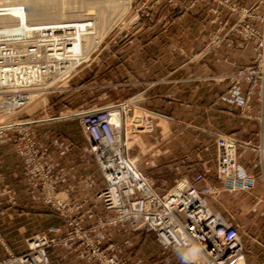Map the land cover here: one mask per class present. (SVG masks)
Instances as JSON below:
<instances>
[{
  "label": "built area",
  "instance_id": "obj_1",
  "mask_svg": "<svg viewBox=\"0 0 264 264\" xmlns=\"http://www.w3.org/2000/svg\"><path fill=\"white\" fill-rule=\"evenodd\" d=\"M195 1L189 0L190 5ZM212 1L225 8L233 20H223L208 46H217L227 34L253 43V61L230 76L227 90L239 94L245 82L247 88L240 105L249 108L254 97L260 105V122L264 123V0H257L250 7L232 0ZM212 12L217 15L219 9L212 8ZM225 26V34L219 36V29ZM89 28L88 23L61 21L37 26L36 35L0 37V135H16L20 153L29 160L42 202L66 225L65 232L52 227L50 233L28 236L21 252L4 248L0 264H50L49 248L66 240L75 241L80 254L94 256L98 264H137L108 254L107 250H114L113 244H101L91 236L92 232L113 224L129 230L151 231L160 251L173 255L181 264H246L238 227L213 211L205 199L221 188L233 191L253 186V177L239 172L238 142L232 136L215 138V176L220 186L211 185L206 178L207 170L202 168L178 176L160 192L125 151L122 116L126 101L81 105L63 117L77 121L85 139L83 155L91 156L104 186L95 194L88 210H83L84 202L71 201L57 189L63 172L46 167L45 150L34 143L29 132L30 126L42 118H32L28 113L24 118L19 115L33 100L66 89L67 82L85 61L69 33L83 34ZM152 114L144 110L141 116L146 132L155 127ZM245 144L261 153L258 146ZM2 178L0 174V182ZM3 200L16 203L15 192L5 183L0 187V208ZM97 205L103 208L100 214L94 212ZM86 218H91V222L85 224Z\"/></svg>",
  "mask_w": 264,
  "mask_h": 264
},
{
  "label": "crops",
  "instance_id": "obj_2",
  "mask_svg": "<svg viewBox=\"0 0 264 264\" xmlns=\"http://www.w3.org/2000/svg\"><path fill=\"white\" fill-rule=\"evenodd\" d=\"M232 1L250 7L257 0ZM185 3L186 0H177V5L170 8L165 6V0L158 4L163 7L153 11L157 23L144 30L156 32L157 35L146 45L155 41L159 43L157 40H162L161 35L167 33L171 36L173 46L198 51L216 28L217 22L213 19L215 16L219 20H233V16L225 8H221L217 15L212 12L216 4L211 0H198L188 9L183 8ZM166 16L174 21L165 25L163 20ZM164 48L167 49L168 45ZM253 52V44L229 34L218 47L200 56L192 64L180 58L178 62L167 55L156 59H141L140 73L139 70L126 72L132 84L150 78L158 80L151 86H134L124 94L134 96L141 105L161 115V126L166 121L169 123L171 135L161 139L158 145L163 156H168V160L173 161L172 165L179 166L181 172L192 174L199 168H204L207 170V181L218 185L215 177L216 134L230 135L240 142H258L264 125L252 117L241 115L238 97L226 92V80L224 83L217 82L220 75L249 64ZM156 62L162 72L157 75L148 74V66ZM68 94L49 96L47 104L40 110L42 120L32 124L29 132L34 143L45 150L43 161L46 167L63 172L57 184L60 193L72 201L84 202L83 208L88 209L91 208L95 194L103 188L104 180L93 159L90 157L85 160L83 156L85 139L77 121L53 116L55 110L65 107ZM257 111L258 104L252 100L251 112ZM151 143V139L147 138L146 144ZM237 161L239 172L253 177V186L247 190H239L236 194L238 202L244 200L249 204L238 211L239 218L236 219L244 244L245 263L264 264V164L257 162L256 154L245 143L238 144ZM0 174L2 182L16 196L14 205L3 204L0 210L1 240L13 252L25 249L23 238L29 232L50 233L52 227L65 231L64 220L42 202L41 191L35 185L29 160L20 153V142L13 133L0 135ZM227 195V198L232 197V194ZM221 199L225 201L224 195ZM206 202L211 206L217 204L216 198L206 197ZM94 212L102 213V206L97 205ZM94 237L105 244L111 242L116 256L137 261L138 264H153L157 242L151 231L133 232L124 226L113 224L104 231L95 233ZM75 246L74 241H65L50 247V264H97L95 258L80 254ZM4 255L0 246V256ZM172 263L176 264L175 260ZM160 264L165 263L161 261Z\"/></svg>",
  "mask_w": 264,
  "mask_h": 264
},
{
  "label": "rangeland",
  "instance_id": "obj_3",
  "mask_svg": "<svg viewBox=\"0 0 264 264\" xmlns=\"http://www.w3.org/2000/svg\"><path fill=\"white\" fill-rule=\"evenodd\" d=\"M39 1L41 2L38 7L41 9L42 12L40 15H38L37 20H35L34 24H32L31 22L30 24L27 25V29H28L27 31L30 32V36L38 34L37 26L42 24L55 23L61 21H76L85 24L88 23L90 24V28L88 30H85L83 34L78 32L69 33L74 37L75 47L80 51L81 57L85 61L80 65V69L78 70V72L74 74L71 77V79L67 82L66 89H64L62 92H54L48 95L47 97L43 96L33 100L32 103L25 108V112H22V114H20L19 117L22 118L27 117V113H28L30 114V116H32V118H41L42 114H40V110H42L43 105L47 104L49 96L54 94L69 93L68 94L69 97L66 100L65 107L61 108L60 110L58 108L57 110L54 111L55 114H53V116L55 115L61 117L64 116L65 114H68L71 110L81 105H88V104L106 105L116 101L117 102L126 101L123 104L124 112L122 116V126H123L122 140L126 147L125 148L126 153L133 161H135L137 168L150 181L154 183V185L157 187V190L160 192H163V190L170 187L174 179L177 178L178 176L182 174H188L185 172H181L179 166L174 164L172 165L173 161L172 160L169 161L168 159L170 158L168 156L164 157L162 150L159 149L160 146L158 145V142L161 141V139H166L171 135L169 123H167L166 121L161 126L160 124L162 123L163 120L162 117H160L161 115H159L154 110H151L141 105L138 101H136L137 98H135L134 96H129L124 94L126 93L127 90H132L134 86L137 85L151 86L153 84H156L158 80L156 78L154 79L150 78L148 80H143V81L138 80L135 81L136 82L135 84H132V80H129V77L126 76V72L132 73L134 71L139 70L140 68L142 69V66L140 65L141 59H145V60L156 59L157 57L161 56L162 58V56L164 57L167 55L172 57V59L177 60L178 62H179L178 59L180 58L182 60H185L186 63H191V64L194 63L196 60H198L200 56H203L207 52H210L214 48L218 47L221 41L223 40V38L229 35V34L225 35L217 46L214 47L208 46V44L212 42V37L213 35H215L214 33L216 32V28L221 25L223 20L222 19L219 20L217 19V17L213 18L217 22L216 28L209 36L203 48L196 51L193 49L187 50L184 48H178L176 46H173L170 42L171 36L170 34L167 33H163L161 35L162 40L159 39L157 40L159 43L155 41L154 43H150L149 44L150 46L146 45L150 40H152V38H154L157 35V33L151 31L144 32V30L145 28L153 26L157 23L156 22L157 18L154 15L153 11L156 10V8L158 7L162 8L163 6L158 4L164 0H39ZM197 1H195V3ZM214 3L216 4V7L219 9L220 12L221 8L223 7L219 6L216 2ZM175 5H177V0H165L166 7L170 8ZM193 5H190L189 0H186V3L184 4L183 8L188 9ZM90 11H92V14H89ZM160 19L162 18L160 17ZM163 21L165 25H168L171 24L174 21V19L166 16L164 17ZM223 29L224 31L222 32ZM226 30H227V26L223 28L221 27L218 32L219 36L225 34ZM95 40L97 43H95ZM247 43L253 44L252 42H247ZM166 45H168L167 49L164 48L166 47ZM254 52L251 62L253 61L255 55ZM247 65L238 67L231 73L220 75V79L218 78L219 80L217 82L224 83V80H226V84L228 87L230 83L229 80L230 76L233 75L236 71H238V69L245 67ZM159 67L160 66L157 65V62L153 65L148 66V72H149L148 74L157 75L159 72H162L161 68ZM140 72L141 70H139V73ZM246 88H247V84L245 82H242L241 84L242 92H240L239 94L232 93L228 91L227 88H226V92L229 95H236L238 97V109L241 115L252 117L258 122H260V118H259L260 105L254 97H252L249 101V108H244L240 105L239 100L243 96V93ZM252 100H255L258 104L257 113L251 112ZM144 110H148L153 113L152 115H153V121L155 127L151 132H146L142 128L141 116L144 114ZM56 111L59 112L56 113ZM260 124L264 125V123L261 122ZM218 135H226V134H216L215 138ZM146 137L151 139L152 141L151 144L149 145L146 144L147 141ZM215 138H214V142H215ZM237 142H238L237 147L238 144L240 143L251 144L250 140H246L245 142H240L239 140H237ZM251 145L258 146L261 149V153L259 154L256 153L251 148L254 154H256L257 156V162L260 164H264V130L261 129V134L258 137V142ZM215 153H216V147H215ZM83 156L85 160H88L91 157L87 154H84ZM236 160H237V150H236ZM200 169L202 168H199L198 170ZM2 184L3 182H0V187L2 186ZM213 186H220V183L218 182V185H213ZM240 190H247V189H240ZM237 191L239 190L228 191L221 188V190H218L206 196L210 198H216L217 204H215V206H211L208 203L209 207L213 211L219 212L226 220H228L230 223H232L235 226H237L236 219L239 218L238 211H241L242 207H246L249 205L248 201L244 202V200H241V202H238V199L236 198ZM227 194H232V197L227 198L228 196ZM222 195H224L225 201L221 199ZM3 204H8V203H5V201L3 200L2 206ZM8 205H12V204H8ZM1 209L2 207L0 208V210ZM88 209L83 208V210H88ZM86 220H89V222H87ZM91 220H92L91 218H86L84 223L88 224L91 222ZM104 230H100V231H104ZM131 231L139 232L141 230H131ZM35 233H42V232H38V231L29 232L24 236L23 241L25 247H26V238ZM95 233L97 232H92L91 236L94 237ZM66 241H70V240H66ZM101 244H105V243L101 242ZM0 246L3 248L4 252H5L4 248H7L8 250L12 251L8 247V245H6V242L1 240V236H0ZM75 247L79 251L80 246L76 244ZM107 253L114 254V250L112 252L107 250ZM244 254H245V250H244ZM84 255L87 256V254ZM87 257L95 258L92 255ZM118 257L123 258L121 256ZM172 260H175L176 264H181L173 255L163 254L157 245V250L153 253L152 263L160 264L162 261V263L165 264H173ZM132 262H137V261H132Z\"/></svg>",
  "mask_w": 264,
  "mask_h": 264
},
{
  "label": "bare ground",
  "instance_id": "obj_4",
  "mask_svg": "<svg viewBox=\"0 0 264 264\" xmlns=\"http://www.w3.org/2000/svg\"><path fill=\"white\" fill-rule=\"evenodd\" d=\"M40 2L39 0H0V37L30 36L27 25L31 22L34 24L41 14L42 11L38 7ZM89 14H92V11Z\"/></svg>",
  "mask_w": 264,
  "mask_h": 264
}]
</instances>
